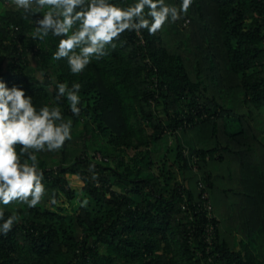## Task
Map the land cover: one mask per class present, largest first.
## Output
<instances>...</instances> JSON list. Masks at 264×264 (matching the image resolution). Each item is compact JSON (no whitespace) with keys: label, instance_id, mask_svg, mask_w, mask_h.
<instances>
[{"label":"trees","instance_id":"16d2710c","mask_svg":"<svg viewBox=\"0 0 264 264\" xmlns=\"http://www.w3.org/2000/svg\"><path fill=\"white\" fill-rule=\"evenodd\" d=\"M31 1L0 0V264H264V0Z\"/></svg>","mask_w":264,"mask_h":264},{"label":"rangeland","instance_id":"374dc122","mask_svg":"<svg viewBox=\"0 0 264 264\" xmlns=\"http://www.w3.org/2000/svg\"><path fill=\"white\" fill-rule=\"evenodd\" d=\"M31 3H33L31 0H9V6L11 8H17L20 6L30 5ZM68 180L71 183V186L73 188L74 187L79 188L80 186H82V183L77 178L68 177ZM258 246H260V245H258ZM260 247L263 248V251H264V246H260ZM253 251L258 252V247H253ZM263 261H264V256H263Z\"/></svg>","mask_w":264,"mask_h":264},{"label":"built area","instance_id":"2783aa9c","mask_svg":"<svg viewBox=\"0 0 264 264\" xmlns=\"http://www.w3.org/2000/svg\"><path fill=\"white\" fill-rule=\"evenodd\" d=\"M203 199L205 200V196H203ZM202 205L204 207V210L208 212V216H209L211 214V207L209 206L207 202H204Z\"/></svg>","mask_w":264,"mask_h":264}]
</instances>
